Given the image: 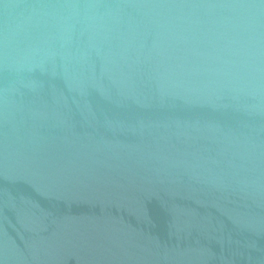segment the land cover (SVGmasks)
Returning a JSON list of instances; mask_svg holds the SVG:
<instances>
[{
	"label": "water",
	"instance_id": "water-1",
	"mask_svg": "<svg viewBox=\"0 0 264 264\" xmlns=\"http://www.w3.org/2000/svg\"><path fill=\"white\" fill-rule=\"evenodd\" d=\"M0 264H264V0H0Z\"/></svg>",
	"mask_w": 264,
	"mask_h": 264
}]
</instances>
